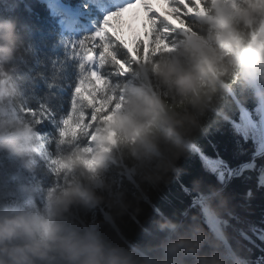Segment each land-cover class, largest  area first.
<instances>
[{
  "label": "clouds",
  "instance_id": "obj_1",
  "mask_svg": "<svg viewBox=\"0 0 264 264\" xmlns=\"http://www.w3.org/2000/svg\"><path fill=\"white\" fill-rule=\"evenodd\" d=\"M205 7L206 15L193 17L186 31L179 30L167 46L123 74L115 86L121 105L116 135L112 143L103 138L95 142L91 169L68 157L58 171L49 169L62 183L34 181L19 188L15 200L0 194V264H138L79 219L80 210L114 207L108 183L112 166L124 167L127 158L132 167L125 171L155 185L164 179L161 173L178 171L175 162L193 149L198 134L208 131L206 121L220 124L236 114L237 97L252 109L264 108V45L249 43L253 32L264 41V0H248L239 11L229 5L217 8L211 0ZM234 38L241 41L238 48ZM19 47L15 21L0 19V76L3 63L13 60ZM3 84L0 109L16 101L22 111L17 87ZM34 145L45 149L36 128L19 124L14 116L3 118L0 111V150L34 158ZM28 172L36 174L32 167ZM119 207L117 215H123L128 206ZM169 227L178 226L161 225ZM181 249L196 256L202 242L181 238L171 246L173 253ZM196 264L247 261L216 243Z\"/></svg>",
  "mask_w": 264,
  "mask_h": 264
},
{
  "label": "trees",
  "instance_id": "obj_2",
  "mask_svg": "<svg viewBox=\"0 0 264 264\" xmlns=\"http://www.w3.org/2000/svg\"><path fill=\"white\" fill-rule=\"evenodd\" d=\"M48 3L49 0H0V19L14 20L20 37L15 58L2 65L4 75L0 81L5 87H17L23 109L18 110L13 101V105L0 111L3 118L14 116L19 124L35 127L45 142L43 151L33 146L34 158H20L0 150V194L10 200H15L19 188L34 181L62 183L49 169L58 171L68 157L85 167L94 135L121 106L116 103L110 107L111 99H118L114 92L97 109L100 115L94 116L91 123L84 118L79 123H65L58 135L41 130L43 121L31 108L43 99L41 95L46 90L50 91L49 83H59L65 69L68 82L75 80L77 62L67 42L91 34L73 37L61 32L47 10ZM196 3L195 17H201L200 6L205 7L206 2ZM117 26L123 37L122 26ZM149 51L153 54L157 49ZM151 54L146 52L137 62ZM126 71L128 68L123 69V74ZM235 104L236 114L228 121L205 122L211 126L206 133L198 134L193 149L175 162L178 171L161 173L164 179L157 184L141 182L134 173L125 171V167H132L127 158L124 167L113 165L108 183L112 185L109 199L114 207L80 210L81 225L95 227L110 246L131 254L138 264H196L198 256L216 243L222 244L227 253L235 252L247 264H264V153L255 157L264 150V108L245 106L239 97ZM28 167L36 174L29 173ZM199 200L204 201L194 204ZM120 203L128 206L123 215H117ZM164 224L178 227L162 229ZM181 238L201 241V251L196 256L186 254L184 249L173 253L171 246Z\"/></svg>",
  "mask_w": 264,
  "mask_h": 264
},
{
  "label": "snow or ice",
  "instance_id": "obj_3",
  "mask_svg": "<svg viewBox=\"0 0 264 264\" xmlns=\"http://www.w3.org/2000/svg\"><path fill=\"white\" fill-rule=\"evenodd\" d=\"M163 4L167 8L165 15L157 12L151 0H64L68 11L95 30L79 41L67 42L77 62L75 80L68 82L65 69L59 83H49L50 91L46 90L41 95L43 99L31 108L43 121L41 130L58 135L65 123H79L82 118L91 123L94 116L100 115L97 109L112 98L123 69L137 63L146 52L151 54L149 50L161 40L174 39L180 29L172 21L187 25L197 11L196 0H163ZM138 5L146 13L147 31L143 39L130 44L117 25L125 12ZM68 89L71 91L65 95ZM116 103V99H111L110 107L114 108Z\"/></svg>",
  "mask_w": 264,
  "mask_h": 264
},
{
  "label": "rangeland",
  "instance_id": "obj_4",
  "mask_svg": "<svg viewBox=\"0 0 264 264\" xmlns=\"http://www.w3.org/2000/svg\"><path fill=\"white\" fill-rule=\"evenodd\" d=\"M202 1H203V3L206 2L205 0H202ZM246 2H248V0H211V3L215 6H217V8H219L221 5H229L235 11H239L240 5L242 3H246ZM151 3L153 5V7L157 10V12H159L157 9L158 7H160L163 10V12H167V8L163 4V0H160V2H155V0H151ZM61 7L62 6L60 4V1L52 0V3L50 4V10L56 16H57V13L59 12V9ZM200 7L202 9L199 10V13H201L202 16L206 15V14L203 15V13H206V11H207L206 7H204V5L200 6ZM189 11L191 12L192 10L190 9ZM59 18H60L59 21L64 24L65 21L62 20L61 17H59ZM174 21L176 22L175 25L177 28H179L180 30H184V31L187 30V27L183 21H179V22H177V20H174ZM72 22H75V20H72ZM146 23H147V16H146V13L144 12L142 5H138L136 8L128 10L127 12H125L123 14V16L121 17L120 22H119V24L122 26L123 38L125 40L129 41L130 44L137 39H141L145 34ZM221 27L224 28L225 30L228 29V25L225 21H221ZM68 29H69V27H65L63 29V32H65V33L71 32V31L76 32L74 30H68ZM234 40H235L236 46L238 48L241 44V41L238 38H234ZM249 43L250 44L264 45L263 42L258 40L256 33H253L251 35V39H250ZM167 44H168L167 39L161 40L160 44L156 47L157 51L160 50L159 46H167ZM120 108H121V106L118 107L114 111V113L107 119L104 127H100L98 129L97 133L93 137V143H92L93 145L95 144V142L97 140H99L101 138H103L104 140H106L109 143L113 142L112 136L116 135L114 129L118 126V118L120 115V111H119ZM93 145L86 153V157H85V161H84L85 168L91 169L95 163V161L93 159L94 154H95L93 151Z\"/></svg>",
  "mask_w": 264,
  "mask_h": 264
},
{
  "label": "water",
  "instance_id": "obj_5",
  "mask_svg": "<svg viewBox=\"0 0 264 264\" xmlns=\"http://www.w3.org/2000/svg\"><path fill=\"white\" fill-rule=\"evenodd\" d=\"M263 153V152H262ZM261 152L260 153H258L255 157H258V156H260V154H262ZM247 164H249V163H247ZM247 164H245V166L247 165ZM239 173H237V174H235V175H233V177L234 176H237ZM202 201H204V200H199V201H197V202H195L194 204H196V203H201ZM187 214V213H186ZM185 214V215H186ZM170 238H172V235L170 236Z\"/></svg>",
  "mask_w": 264,
  "mask_h": 264
},
{
  "label": "bare ground",
  "instance_id": "obj_6",
  "mask_svg": "<svg viewBox=\"0 0 264 264\" xmlns=\"http://www.w3.org/2000/svg\"><path fill=\"white\" fill-rule=\"evenodd\" d=\"M155 2H160V0H155ZM158 9V11L160 12V14H162V15H165L166 14V12H163V10L160 8V7H158L157 8ZM174 24H176V22L173 20L172 21Z\"/></svg>",
  "mask_w": 264,
  "mask_h": 264
}]
</instances>
